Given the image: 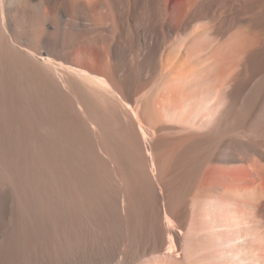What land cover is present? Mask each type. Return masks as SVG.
Masks as SVG:
<instances>
[{
  "label": "bare ground",
  "instance_id": "obj_1",
  "mask_svg": "<svg viewBox=\"0 0 264 264\" xmlns=\"http://www.w3.org/2000/svg\"><path fill=\"white\" fill-rule=\"evenodd\" d=\"M0 212L9 264H264V0H0Z\"/></svg>",
  "mask_w": 264,
  "mask_h": 264
},
{
  "label": "rangeland",
  "instance_id": "obj_2",
  "mask_svg": "<svg viewBox=\"0 0 264 264\" xmlns=\"http://www.w3.org/2000/svg\"><path fill=\"white\" fill-rule=\"evenodd\" d=\"M13 215H11V213L10 214H8V213H1L0 212V222H3L4 223V226H6V225H8L9 223H10V221H11V219L13 218L12 217ZM6 221V222H5ZM8 223V224H7ZM3 230L1 229L0 230V232H2ZM1 255V254H0ZM5 259H7V258H0V264H9L8 263V260H5ZM6 262H5V261Z\"/></svg>",
  "mask_w": 264,
  "mask_h": 264
}]
</instances>
